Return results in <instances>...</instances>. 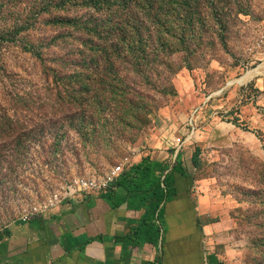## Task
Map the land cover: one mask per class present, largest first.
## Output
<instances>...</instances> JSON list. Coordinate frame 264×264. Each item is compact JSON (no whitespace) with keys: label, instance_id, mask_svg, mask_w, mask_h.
<instances>
[{"label":"rangeland","instance_id":"obj_1","mask_svg":"<svg viewBox=\"0 0 264 264\" xmlns=\"http://www.w3.org/2000/svg\"><path fill=\"white\" fill-rule=\"evenodd\" d=\"M199 4L184 39L133 74L84 59L97 48L51 15L13 31L27 0H0V238L72 176L150 150L186 170L221 263L264 264V0Z\"/></svg>","mask_w":264,"mask_h":264},{"label":"crops","instance_id":"obj_2","mask_svg":"<svg viewBox=\"0 0 264 264\" xmlns=\"http://www.w3.org/2000/svg\"><path fill=\"white\" fill-rule=\"evenodd\" d=\"M147 156L157 160L149 150L134 164ZM174 177L177 196L165 204L162 223L155 220L159 236H145L141 202L114 186L10 225L0 238V264H222L210 244L211 228L190 206L187 180Z\"/></svg>","mask_w":264,"mask_h":264},{"label":"trees","instance_id":"obj_3","mask_svg":"<svg viewBox=\"0 0 264 264\" xmlns=\"http://www.w3.org/2000/svg\"><path fill=\"white\" fill-rule=\"evenodd\" d=\"M14 1L25 0H10ZM27 3L28 10L16 20L13 31L28 30L40 17L51 15V24L69 34L77 33L81 50L97 48L95 56L79 54L84 59L99 57L110 65L126 63L133 74H142L145 67L152 68L151 64L144 65L151 60L150 50L154 48L159 57V52L168 47L169 37L182 41L186 27L201 19V0H27ZM191 9L195 13H189ZM175 173L188 177L179 160L170 169L169 164L147 156L126 168L115 183L116 187H123L127 199L141 202L145 210L142 230L145 236L149 232L150 236H155V232L160 235V227L155 229L154 224L155 220L162 223L165 204L177 196Z\"/></svg>","mask_w":264,"mask_h":264},{"label":"built area","instance_id":"obj_4","mask_svg":"<svg viewBox=\"0 0 264 264\" xmlns=\"http://www.w3.org/2000/svg\"><path fill=\"white\" fill-rule=\"evenodd\" d=\"M128 161V160H126ZM127 162L110 168L104 174H80L74 175L67 181L62 182L44 204L32 208L22 220L45 213L65 201L79 196L101 195L109 193L125 171Z\"/></svg>","mask_w":264,"mask_h":264},{"label":"bare ground","instance_id":"obj_5","mask_svg":"<svg viewBox=\"0 0 264 264\" xmlns=\"http://www.w3.org/2000/svg\"><path fill=\"white\" fill-rule=\"evenodd\" d=\"M252 75H253L252 73L247 74L244 80H247V79L250 78Z\"/></svg>","mask_w":264,"mask_h":264}]
</instances>
